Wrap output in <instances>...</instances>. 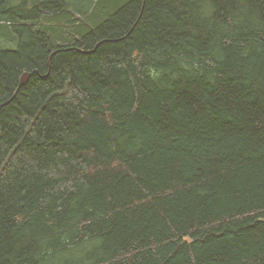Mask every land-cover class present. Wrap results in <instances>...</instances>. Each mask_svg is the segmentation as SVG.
<instances>
[{
	"label": "trees",
	"instance_id": "trees-1",
	"mask_svg": "<svg viewBox=\"0 0 264 264\" xmlns=\"http://www.w3.org/2000/svg\"><path fill=\"white\" fill-rule=\"evenodd\" d=\"M0 35V264H264V0H0Z\"/></svg>",
	"mask_w": 264,
	"mask_h": 264
},
{
	"label": "rangeland",
	"instance_id": "rangeland-1",
	"mask_svg": "<svg viewBox=\"0 0 264 264\" xmlns=\"http://www.w3.org/2000/svg\"><path fill=\"white\" fill-rule=\"evenodd\" d=\"M14 44L13 43H8V42H5L4 41V38L0 35V46H7V47H10V46H13ZM25 74V73H24ZM23 74V75H24ZM22 75V76H23ZM22 76H21V78H22Z\"/></svg>",
	"mask_w": 264,
	"mask_h": 264
},
{
	"label": "water",
	"instance_id": "water-1",
	"mask_svg": "<svg viewBox=\"0 0 264 264\" xmlns=\"http://www.w3.org/2000/svg\"><path fill=\"white\" fill-rule=\"evenodd\" d=\"M30 74L26 73L20 80V85L26 84L29 81Z\"/></svg>",
	"mask_w": 264,
	"mask_h": 264
},
{
	"label": "bare ground",
	"instance_id": "bare-ground-1",
	"mask_svg": "<svg viewBox=\"0 0 264 264\" xmlns=\"http://www.w3.org/2000/svg\"><path fill=\"white\" fill-rule=\"evenodd\" d=\"M25 74H26V73H25ZM25 74H24V75H25ZM24 75H23V76H24ZM23 76H22V77H23Z\"/></svg>",
	"mask_w": 264,
	"mask_h": 264
}]
</instances>
